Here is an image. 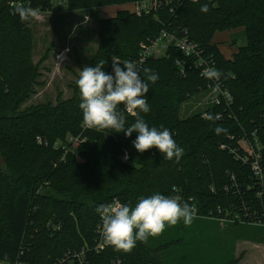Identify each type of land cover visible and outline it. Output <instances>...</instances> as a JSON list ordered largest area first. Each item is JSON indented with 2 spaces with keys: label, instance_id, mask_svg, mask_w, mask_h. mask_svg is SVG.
I'll return each instance as SVG.
<instances>
[{
  "label": "trees",
  "instance_id": "trees-1",
  "mask_svg": "<svg viewBox=\"0 0 264 264\" xmlns=\"http://www.w3.org/2000/svg\"><path fill=\"white\" fill-rule=\"evenodd\" d=\"M10 1L15 0H0V264L16 260L53 264L70 248L92 242L100 216L96 208L114 197L134 206L140 197L156 193L171 197L178 188L195 198L202 215L213 212V216L219 207L230 210L234 205L240 211L244 202L255 197L247 189L254 183L253 174L220 144L230 142L232 135L233 143L257 137L264 146V0H163L156 11L138 15L122 8L115 16L98 19L99 45L88 66L103 60V70L109 74H113V60L134 62L163 30L180 37L187 30L189 39L217 60L232 102L222 98L220 104H208L210 99L206 100V107L188 117L181 116L183 104L208 88L207 80L193 68V58L186 59L172 45L166 55L151 56L137 67L142 79H146L145 68L159 75L146 94L150 111L140 115L149 127L170 130L184 149L179 162L165 159L156 148L138 152L133 146L137 133L127 137L110 129L84 128L76 82L70 98L62 99L60 94L56 104L25 106L37 86L44 85L41 68L49 50L38 62L34 60L31 20L21 23ZM24 1L42 12L54 9L55 0ZM59 1L75 12L143 0ZM203 4H208L207 13L200 11ZM235 29L245 31L247 43L227 59L213 38L218 31ZM179 60H186L185 76L180 75ZM119 110L126 117V127L134 123L124 105ZM209 113L221 116L214 122L204 119ZM217 126L227 133L217 135ZM125 150L129 161L122 159ZM173 243L151 247L138 241L130 252L109 246L94 255L92 263L112 264L121 258L127 264H165L160 253ZM240 259L227 264H238Z\"/></svg>",
  "mask_w": 264,
  "mask_h": 264
},
{
  "label": "rangeland",
  "instance_id": "rangeland-1",
  "mask_svg": "<svg viewBox=\"0 0 264 264\" xmlns=\"http://www.w3.org/2000/svg\"><path fill=\"white\" fill-rule=\"evenodd\" d=\"M120 5H109L92 10L72 12L61 1H54V9L39 11V18L32 19L35 36L34 60L38 62L48 51L42 65L37 92L25 106L52 101L58 95L62 99L73 95V84L83 67L96 53L99 45L98 19L115 16ZM216 43L225 58H232L239 47L246 45L243 29L224 30L215 33ZM63 54V58L57 57ZM205 94L193 96L182 106L181 116L188 117L207 106ZM176 242L163 250L160 256L165 264H227L240 257L238 264H264V225L222 221L215 218H194L189 226L183 221L166 226L157 237L146 242L151 247ZM1 264H6L5 261Z\"/></svg>",
  "mask_w": 264,
  "mask_h": 264
},
{
  "label": "clouds",
  "instance_id": "clouds-1",
  "mask_svg": "<svg viewBox=\"0 0 264 264\" xmlns=\"http://www.w3.org/2000/svg\"><path fill=\"white\" fill-rule=\"evenodd\" d=\"M200 11L207 13L208 4L201 5ZM14 14L19 16L21 23L39 18L37 9L22 5L14 6ZM62 58L63 54L57 57V60ZM104 66L103 60L94 67L85 66L76 80L81 99L79 108L85 126L97 131L110 129L116 133L123 132L127 137L137 133L133 146L138 152L156 148L165 159L175 158L179 162L184 149L177 145L170 130L163 126L159 129L155 126L149 127L140 115L150 111L146 94L149 92V83H155L159 79L158 73L151 68H145L146 79H142L137 65L131 61L121 64L118 60H113V74L104 71ZM202 75L209 80L219 81L222 73L214 67H209ZM120 105H124L127 113L135 117L130 126L126 127V117L119 110ZM203 118L213 122L218 119L210 113L205 114ZM214 131L217 135L227 133V129L220 126ZM96 212L101 217L100 234L105 245L130 252L138 241L146 243L149 237L161 235L166 226H175L180 221H183L186 227L191 225L196 209L188 202L182 203L177 197L156 193L140 197L134 206L119 200L101 204L96 208Z\"/></svg>",
  "mask_w": 264,
  "mask_h": 264
},
{
  "label": "built area",
  "instance_id": "built-area-1",
  "mask_svg": "<svg viewBox=\"0 0 264 264\" xmlns=\"http://www.w3.org/2000/svg\"><path fill=\"white\" fill-rule=\"evenodd\" d=\"M168 1V0H167ZM163 0H143L141 3H135V8L132 10L136 14L140 15L142 13H148L150 11H156L163 6ZM30 3L24 0H15L8 3L9 7L14 12V6L22 5L24 7H29ZM63 4V2H61ZM184 36H178L175 32H169L163 30L160 34L151 39L142 49L140 57L134 61L138 66L142 65L147 58L151 56H163L166 55L170 46L178 47L188 58H193V68H196L200 75L205 78L202 73L206 68L214 67L219 70L218 62L213 57L212 54L207 53L206 49L199 46L197 43L191 41L188 37V31L185 30ZM118 60V59H115ZM178 66L180 69V75L185 76L187 72L186 60H179ZM220 71V70H219ZM208 83V88L201 91L206 97L204 101L209 100L208 104H220L222 98L230 103L233 100V97L229 90L226 88L222 81V77L219 81L209 80L205 78ZM218 85V87H217ZM221 115L218 114V117ZM84 128H87L84 125ZM230 142H222L220 148L224 151H227L232 155L237 161L241 162L244 166L248 167L251 173L253 174L254 183L248 185L247 189L249 191L255 192V197L250 201L243 203L242 209L236 211L234 205L232 209L224 210L221 207L218 208V215L213 216V212H210V215H202L199 212V206L194 197L187 196L181 192L178 188L174 189V193L171 197H177L183 202H188L190 205L194 206L196 209L195 217L206 216L209 218H215L224 221H239L240 223H254L264 225V202L262 198L264 196V162H263V144L259 138L254 137L252 140L247 138H240L236 143H233L232 140L235 139L234 136L230 135L228 137ZM72 142H76L78 138H71ZM39 142L42 143V139L39 137ZM47 144V142H45ZM73 144V143H72ZM60 143L56 142L55 147H59ZM127 154V159L125 155ZM124 161H129L130 154L128 150L124 151L122 156ZM231 180L233 185L238 187L237 179L234 174L231 175ZM212 190L215 188L212 186ZM225 190H229V187L226 186ZM116 200H119L123 203L118 197H114L109 203H112ZM108 203V204H109ZM102 224L101 217L99 216V221L95 228V236L92 242H86L80 248H70L63 253L62 256L54 260L53 264H93L92 258L96 254H101L102 251L109 247L106 246L103 240V237L100 234V226ZM6 262V261H5ZM6 264H23L20 260L14 262H6ZM112 264H127L123 259L116 258L112 260Z\"/></svg>",
  "mask_w": 264,
  "mask_h": 264
},
{
  "label": "crops",
  "instance_id": "crops-1",
  "mask_svg": "<svg viewBox=\"0 0 264 264\" xmlns=\"http://www.w3.org/2000/svg\"><path fill=\"white\" fill-rule=\"evenodd\" d=\"M120 6H123L122 8H127L132 11L135 8V3L125 4V5H120Z\"/></svg>",
  "mask_w": 264,
  "mask_h": 264
}]
</instances>
